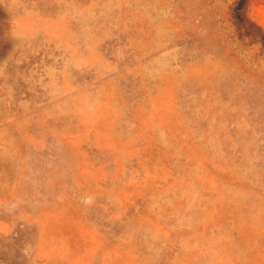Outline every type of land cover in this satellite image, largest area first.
I'll use <instances>...</instances> for the list:
<instances>
[{
	"label": "rangeland",
	"instance_id": "rangeland-1",
	"mask_svg": "<svg viewBox=\"0 0 264 264\" xmlns=\"http://www.w3.org/2000/svg\"><path fill=\"white\" fill-rule=\"evenodd\" d=\"M0 0V264H264V0Z\"/></svg>",
	"mask_w": 264,
	"mask_h": 264
},
{
	"label": "trees",
	"instance_id": "trees-1",
	"mask_svg": "<svg viewBox=\"0 0 264 264\" xmlns=\"http://www.w3.org/2000/svg\"><path fill=\"white\" fill-rule=\"evenodd\" d=\"M240 2H241V0H237L236 6H238Z\"/></svg>",
	"mask_w": 264,
	"mask_h": 264
}]
</instances>
